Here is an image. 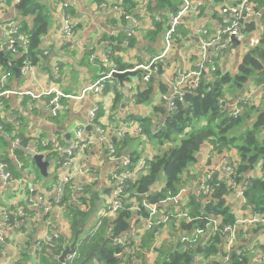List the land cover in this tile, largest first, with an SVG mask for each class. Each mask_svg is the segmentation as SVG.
Returning <instances> with one entry per match:
<instances>
[{
  "label": "crops",
  "instance_id": "crops-1",
  "mask_svg": "<svg viewBox=\"0 0 264 264\" xmlns=\"http://www.w3.org/2000/svg\"><path fill=\"white\" fill-rule=\"evenodd\" d=\"M64 1L67 3L69 20L75 24V41L66 43L60 35L62 13L56 0H39L49 17L50 24L47 32L40 38L39 49L42 53L37 63H34L33 70L16 74L14 68H19L17 61L20 56L11 53L0 56L3 59L0 60V93L5 90L30 93L0 96V161L10 166L8 169L13 175V180L6 184L0 179V219L3 212L16 215L19 205L26 207V214L18 226L9 227L0 233V264H17L18 261H23L25 264H42L38 252L42 250L43 244H48L44 241V237L53 233L63 237L67 243L71 236L70 213L67 207L58 204L55 185L68 172L72 173V183L68 185L72 190L74 186H82V189L91 186L90 189L99 194L100 204L96 210L99 211L104 200L109 196L106 182L109 172L122 165L117 159L108 155L107 143L97 138L92 122L89 121L90 109L93 105L98 106L95 123L103 127L129 124L141 126L140 119L150 116L152 129L160 125L169 111L160 95L171 92L175 77L196 68L202 56L200 44L202 37L209 38L217 28L220 21V7L235 0H199L202 5L198 12L183 18L180 29L178 28L177 34L175 32L173 36L171 50L163 59L161 71L153 75L149 81H144V73L141 71L124 78L125 86L121 87L119 80L111 76L103 81L98 93H89L82 99L60 97L58 115L52 116L49 100L53 94L46 93L49 89L55 87L64 94L79 95L83 88L100 79L111 69L110 65L115 69L119 66L125 68L124 70H130L133 65L147 64L150 59L157 57L164 48L163 34L167 28L168 14L178 4V0H171L173 3L171 6L162 0ZM253 1L261 12L264 11V5L259 6L256 0ZM14 2V0L0 2V43L4 40V31L9 24L22 25V22L26 21L27 31L33 26L34 17L22 15ZM124 10L129 14V18L124 17ZM259 23L258 19L257 24ZM204 28L208 30V34L202 32ZM259 29L260 26L252 31L256 32L257 43L260 36ZM252 32H245L249 35H246L245 39L234 41L232 45L224 37L220 42H214L206 49L208 53L217 55L216 63L221 71L236 73L242 58L240 61L238 58L231 61V47L249 41ZM44 50L47 53H44ZM91 55L97 57L96 60L92 61ZM102 58L108 63L102 62ZM7 72L8 77L3 79V75ZM205 73L209 72L206 70ZM252 88L254 86H251ZM231 93L232 91H228L225 95L230 96ZM31 94L39 96L32 97ZM141 94L145 96L144 100L138 101V96ZM235 94L237 95H234V99L239 92ZM260 94L261 91L257 95L254 94V98L258 100ZM155 109L158 111L155 112ZM13 117L17 119L18 124H15ZM255 117L256 115L251 119ZM75 125H84L81 126L84 132L90 134L87 147L76 151L70 165H59L58 153L54 148L56 146L67 148L71 145ZM86 126H90V129H86ZM139 134L135 128H132L124 139H112L116 155L129 157L132 165H136V156L132 148L127 145V138H136ZM15 138L19 139L18 143H15ZM21 138L24 139V144ZM40 140L47 141L48 146H42ZM115 142L121 147L120 154ZM15 149L23 151L21 158L15 154ZM35 154L43 155L48 161L46 175L40 174L36 167L33 159ZM153 154L155 153H151L147 158ZM223 158L234 163L240 160L235 148L210 153L208 144H205L197 154L196 162L190 171L192 179L185 187V192L194 193L203 174L210 168L218 167ZM257 165L258 167L250 169L245 177L260 176V162ZM218 177L225 181L229 179L221 171H218ZM162 184L163 181H160L157 186ZM37 195H41L49 204L51 207L49 211L27 203L28 198H35ZM75 197L77 199L86 197V194L82 192L79 195L75 194ZM226 199L237 206L236 210L232 209L236 216L247 214L241 204ZM185 201L186 198H182L183 204ZM82 203L83 206L80 207L87 210L88 206L83 201ZM90 219L91 221L81 228L84 232L83 237L95 229L100 221L98 217L92 216ZM137 225L138 223L131 219L130 231L136 230L137 228L134 227ZM253 229L254 226L247 236H239L235 246L247 247L250 264H259V259L264 254V229L254 232ZM165 236L166 233L163 234V237ZM69 244L68 242L66 247ZM47 252L53 255L52 250L48 249ZM61 254L53 255L60 262L59 264H63L65 260L60 261Z\"/></svg>",
  "mask_w": 264,
  "mask_h": 264
},
{
  "label": "trees",
  "instance_id": "trees-1",
  "mask_svg": "<svg viewBox=\"0 0 264 264\" xmlns=\"http://www.w3.org/2000/svg\"><path fill=\"white\" fill-rule=\"evenodd\" d=\"M162 1H165L168 6L173 4L171 0ZM256 2L259 6L264 5V0H256ZM16 7L22 15L34 17L30 30H25L26 21L22 22L20 28L31 36L29 56L32 63H37L42 53L39 49L40 38L47 32L50 24L49 17L45 14L39 0H20ZM259 20L261 31L258 44L244 54L236 73L221 71L216 63V56H213L211 59L214 67H209V73L204 71L195 86L186 87L182 99L174 100V109H169L164 121L157 128H151V116L140 119L141 133L149 134L158 144L159 150L146 159L144 172L133 181L127 182L128 196L123 199L124 205L117 213L111 218H101L95 229H92L86 236H82L84 232L79 234L73 249L77 254L73 264H88V261L89 263L93 261L94 264H250L249 249L244 246H234L228 253L227 261L224 262L222 244L225 242V236L218 230L206 232L208 218L219 217L220 225H223L232 223L236 216L230 207L219 202L221 198H227L231 194V186L217 174L211 184L212 195L210 197L214 201H202L201 198L204 197L197 196L195 192L182 196L186 198L183 209L192 217V221L171 220L167 229L162 233L158 246L154 244L156 241L154 231L157 227L144 230L140 234V248L156 254L155 257L150 258L152 262L148 263L146 256L139 249L131 252L125 251L122 257L116 254L126 247L125 244L118 242L129 232L133 214L138 221L141 216L148 215L149 209L146 206L161 205L163 200L181 194L182 189L192 179L190 171L196 162L198 152L205 144L210 145L214 152H222L230 147L237 149L240 160L239 164L236 163L234 180L237 183L246 182L244 195L247 203L253 209L264 212V86L258 100L253 98L248 102H240L243 109L236 117H230L226 112H222L219 104V100L226 97L231 101L236 100L234 95H237L235 94L237 92H239L237 96L239 99L242 92H246L247 89L251 90V84L255 87L264 85V11L260 12ZM178 28L180 29V25L176 28V34ZM256 29L257 27L250 23L244 31L252 32ZM0 60L3 61L2 57ZM17 63L19 64L20 60ZM157 66L161 71L162 63H157ZM118 69L124 70L125 68L118 66ZM224 88L228 90L224 92ZM228 91H232L230 96L225 95ZM165 94L167 93H162L160 98ZM144 97L141 94L138 96V101H143ZM156 111L158 110L155 109ZM254 115L256 117L252 120L251 117ZM4 127L8 129L7 126L4 125ZM239 127L242 129L238 130ZM21 139L23 143L24 139ZM115 145L120 154L119 143L115 142ZM21 153H23L22 150L15 149V154L19 158L22 157ZM258 162H260V176L245 177L251 167H258ZM160 181H163V184L157 186ZM90 187L82 189L89 197L78 198L88 206L87 210H83L74 203L75 201L73 202L76 198L75 193L68 185L63 198L58 203L67 207L70 213L71 236L67 243H72L75 233L85 227L89 217L91 218L99 207V194ZM180 201L183 203L182 198ZM132 202H135L138 207L135 213L131 209ZM164 207L173 209L170 203ZM10 214L8 213V219L12 221L16 215ZM258 226V224L254 226L253 232L260 229ZM196 228H204L206 234L195 236ZM164 233H166L165 237H163ZM240 234L241 231L237 239ZM180 236L185 239L181 241ZM47 242L48 244H43L42 250L38 252L42 264H59L60 262L53 255H60L67 243L61 236ZM48 249L53 251V255L47 252ZM219 257L220 259L217 260ZM17 264L25 263L18 261Z\"/></svg>",
  "mask_w": 264,
  "mask_h": 264
},
{
  "label": "built area",
  "instance_id": "built-area-1",
  "mask_svg": "<svg viewBox=\"0 0 264 264\" xmlns=\"http://www.w3.org/2000/svg\"><path fill=\"white\" fill-rule=\"evenodd\" d=\"M15 4H17L20 0H14ZM1 3H5L6 0H0ZM58 3V7L62 13V23H61V31L60 35L64 42L71 43L74 40V26L75 24L69 20L68 12L66 11L67 3L64 0H56ZM202 5L201 1H192V0H178V4L176 5V8L171 11L168 14L167 17V28L163 34V44L164 48L162 52L153 59L151 63L147 64H139L135 67L131 68L130 70H140L143 71L144 81H149L150 78L153 75L158 74L159 67L157 66V63H163L164 57L168 55L169 50H171L172 43H173V36L176 32L177 26H179L183 18L186 15H190L193 13H197L199 10V7ZM115 9L117 7H114ZM261 10L258 8L257 5H255V2L253 0H235L232 1L229 4H223L220 7L219 10V18L220 21L218 22V26L215 29V31L210 34L209 38H203L200 41L201 48H202V56L201 59L197 62L196 68L188 73H184L179 75L178 77L174 78L173 88L170 93H167L165 95L161 96V100L167 102L168 109H171V107L174 104L175 99L181 100L184 94V88L183 87H189L192 85H196L200 75L204 71H209V67H214L212 57L216 56V54L208 53L206 49L214 43V42H220L222 38H226L230 45H232L234 42L231 40L232 37L239 38V36L243 33H245L246 27L250 23H253L254 26L258 27V19L259 14ZM260 22V20H259ZM261 31V26L260 29ZM204 34H208V30L204 28L202 30ZM4 40L0 43V53L3 55L6 54H18L20 56L19 60V72L21 73H27L28 71H32L34 67V63H32L30 56H29V47H30V39L31 36L28 32L22 31L20 28V25H8L7 28L4 31ZM222 45V44H221ZM44 53H47V51H43ZM93 58V56L91 57ZM57 67V66H56ZM58 69V68H56ZM113 71V70H112ZM125 71V70H123ZM111 73H108L95 81L92 84L87 85L85 88L82 89L81 94L79 95H68L62 93L57 88H51L48 91H46L47 94H53V96L50 98L49 103L51 104V115L57 116L58 111L60 108V97L67 96L77 99H82L85 97V95L89 93H98L100 89L103 86V81L111 77ZM188 74V75H187ZM8 77V72L3 75V79ZM251 86H254V84H251ZM250 86V88H251ZM263 84L259 85L257 87L254 86L250 91L243 92L240 94V98L234 101H231L230 99H220L219 104L221 106V111L226 112L228 116L230 117H236L242 112V105H240V102H248L251 101L255 95H257L258 92H260L263 88ZM2 94H19V95H25L30 94L27 91H8L5 90L0 93V96ZM255 94V95H254ZM32 97H38L39 95H33ZM254 95L253 97H251ZM97 105H93L90 112H89V121L92 122V125L96 131L97 138L100 141H104L107 143V149H108V155L113 159H118L120 155H116L115 146L112 143V139H118L122 140L125 138V136L130 132L132 128H135L138 133L142 132L141 127L138 124H129V125H123L125 127H120L119 129H115V126L107 125L106 127H103L97 123H95L96 120V114H97ZM15 121V124H18V121L15 117L12 118ZM84 125H75L73 128V140L70 146L67 148H63L61 146H56L54 148V151L58 153L57 156V163L62 166H68L72 163L76 151L84 150L87 147L88 141H89V135L87 132H84L83 127ZM1 128V126H0ZM15 143L19 142L18 138L14 139ZM42 146H48L47 141L40 140L39 141ZM208 149L210 153H212V147L208 145ZM121 161L120 164L122 167L112 169L109 172V175L106 179V182L108 184L109 188V196L104 200L102 206L100 207V217L101 218H111L113 217L117 211L124 205L123 199H125L128 194L126 192L127 190V182L133 181L140 173L144 172L146 168V159L143 158L141 161L136 165H132L131 159L127 156L121 155ZM44 159V157H43ZM45 160V159H44ZM218 171H221L225 173L228 176V185L231 187V191L229 198L232 201H236L239 204H241L244 207V210L247 211L246 215H237L235 216V220L232 223L229 224H221V219L219 217H210L208 218V224H207V231L206 232H212V231H220L225 236V242L222 244L224 257L223 261H227L228 259V253L233 249L235 246V242L237 241V233L247 228H252L253 226L258 224L259 217L257 214L252 213L253 207L250 206L247 203V198L244 195V190L246 188V182L237 183L234 180V176L236 175V163L228 160L227 158H223V160L219 163L218 167L210 168L206 171L205 174L200 178V181L198 183V186L196 188L197 196L201 197H210L212 195V185L213 184V178L217 174ZM80 173V170L78 171ZM0 179L1 181L6 184L9 181L13 180V175L11 171L8 169L7 164L0 161ZM72 173L68 172L65 176H63L59 181H57L55 185V191L57 194V202L59 203L64 195V189L66 185L71 184L72 182ZM32 190V189H31ZM74 193L76 195L81 194L82 186L73 187ZM185 193V190L181 192V194H178L175 199H166L163 200L161 205H150L146 206L149 211L148 215L146 217L141 216L138 221L135 219V214H133L132 221L138 223L137 226L134 228H137V230H132L126 233L124 238L118 242L119 244H125L126 247L122 249L119 253H117V256L122 257V254L125 251L131 252L133 250L139 249L140 252L143 253L147 260L150 261V258L155 257L156 255L154 252H147L144 249L140 248V234L138 233V229L141 230H150L152 228H155L154 231V237L156 241L154 242L155 246H158L161 238L162 233L167 229L168 224L171 220L177 221L178 219H184L186 222L192 221V217L188 215L186 211L183 209V203H181V196ZM86 197H89V195H86ZM175 197V196H174ZM226 198V197H225ZM75 203L79 206H83V203L80 199L75 198ZM27 203L42 207L44 211H49L51 207L47 202L44 201V198L41 195H37L35 198H28ZM170 203L171 206H173V209H167L164 206ZM131 209L135 213L136 209H138L135 202H132ZM26 207L25 205H19L16 210V217L10 221L8 219V213L3 212L2 213V219H0V233L6 230L9 227H17L20 223V221L23 219V217L26 214ZM264 222V221H263ZM220 225V226H219ZM204 228H196L194 233L195 236H201L203 233H205ZM249 232V231H248ZM58 235L53 233L49 236L44 237V241H51L54 238H57ZM181 241L185 239V237L180 236ZM239 253V251H238ZM76 251L71 250L66 257L64 258L63 264H73L74 258L76 257ZM259 264H264V254L259 259Z\"/></svg>",
  "mask_w": 264,
  "mask_h": 264
},
{
  "label": "rangeland",
  "instance_id": "rangeland-1",
  "mask_svg": "<svg viewBox=\"0 0 264 264\" xmlns=\"http://www.w3.org/2000/svg\"><path fill=\"white\" fill-rule=\"evenodd\" d=\"M125 14H124V17L125 18H129V14L124 10ZM61 27V25H60ZM246 35H249L248 33H243L239 36V40L240 39H245L246 38ZM258 44L257 43V39H256V32H252L250 33V40L245 42V43H240L238 45H234L231 47V52H230V60L231 61H234L236 58L239 59V61L241 60V58H243L244 54L248 53L249 51L252 50L253 47H255V45ZM261 45H259L260 47ZM230 48V47H229ZM228 50V48H227ZM226 51V50H225ZM170 52V50H169ZM168 52V53H169ZM93 55L90 56V59L92 61L96 60L97 57H93L91 58ZM154 57L152 59L149 60L148 64L151 63L153 61ZM102 62L104 63H108L105 59H101ZM136 65H139V64H136ZM136 65H133L131 68L135 67ZM111 66V69H109L106 73H104L102 76L112 72V70H118V69H115L112 65ZM186 72V71H185ZM184 74V73H183ZM189 74V73H188ZM187 74V75H188ZM101 76V77H102ZM100 77V78H101ZM184 89H186L185 87H183ZM228 90V88H224V92ZM247 91H249V89H247ZM246 91V92H247ZM167 103V102H165ZM171 109L173 110L174 109V106L171 107ZM91 110V109H90ZM90 112V111H89ZM89 115V113H88ZM120 127H125L123 125H118V126H115V129H119ZM148 128V127H147ZM157 128V127H155ZM242 127H239L238 130H241ZM132 130V129H131ZM130 130V131H131ZM259 136H261V134H259ZM127 145L130 146L132 148V151H133V154H135L136 158H135V162L138 164L141 159L145 158L147 159V156H149L151 153H156L158 150H159V146L158 144L155 142V140L152 139V137H150L149 134H146L145 132L137 135L136 138H127ZM239 145V144H238ZM230 148H235V147H230ZM236 149V148H235ZM121 157L120 156L117 160L120 162L121 161ZM222 161V160H221ZM220 161V162H221ZM239 164V162H238ZM186 190L185 188L182 189V191ZM181 191V192H182ZM180 196V195H178ZM177 196L175 197H169V199H175ZM168 199V198H167ZM252 213L254 214H257L258 217H259V220H258V227H260V229H264V212L261 213L259 212L257 209H253L251 211ZM93 217H100V211H95L92 215ZM91 216V217H92ZM91 221L90 217L89 219L87 220L86 222V225ZM251 230V228H247L246 230L244 229H241V234L240 236H247L248 234V231ZM86 231V230H85ZM139 234H142L143 233V230H139L138 231ZM239 233V232H238ZM238 233H237V236H238ZM235 245H236V242H235ZM151 251H149L150 253ZM155 254V253H154ZM156 255V254H155ZM95 260V259H93ZM152 262L151 260L148 261V263ZM88 264H94L93 261L91 263H89L88 261Z\"/></svg>",
  "mask_w": 264,
  "mask_h": 264
},
{
  "label": "water",
  "instance_id": "water-1",
  "mask_svg": "<svg viewBox=\"0 0 264 264\" xmlns=\"http://www.w3.org/2000/svg\"><path fill=\"white\" fill-rule=\"evenodd\" d=\"M174 8H176V6H174L172 9H174ZM231 40H232L233 42H234V41L236 42L238 39L235 38V37H232ZM0 56H2V53H0ZM14 70H15V73H16V74L19 73L18 68H14ZM139 72H141V71H140V70H125V71H123V70H122V71H116V70H113L112 73H111V76L114 77V78H116V79H118V80H119V83H120V86H121V87H124L125 84H124V82H123V79H124V78H127V77H129V76L135 75V74H137V73H139ZM171 91H172V90H171ZM242 93H243V92H242ZM86 129L89 130V129H90V126H86ZM33 159H34V161H35V165H36V167H37L38 170L40 171V174L46 175V170H47V167H48V161L44 160V159H43V155H41V154H35V155L33 156ZM251 169H253V167H251ZM187 194H188V192H185V193L182 194V196H183V195H187ZM195 194H196V193H195ZM182 196H181V198H183ZM201 199H202V201H204V200H213V201H214V199L211 198V197H208V198H205V197H204V198H201ZM219 202L224 203L226 206L230 207L231 209H234V210L237 209V206H236V205H233V204H231V203H229L228 200H227L225 197L221 198V199L219 200ZM239 212H240V211H239ZM82 230H83V229H80V230H78V231L75 233L72 243H71L69 246H67V247L64 249L63 253L61 254V256H60V261H63V259H64V257L66 256V254H68L71 250L74 249V246H75V244H76V241H77V239H78V236H79L80 233H82Z\"/></svg>",
  "mask_w": 264,
  "mask_h": 264
}]
</instances>
